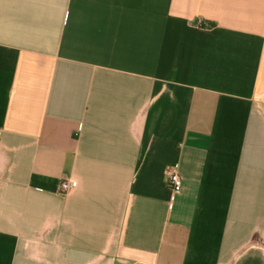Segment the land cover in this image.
<instances>
[{
  "label": "crops",
  "instance_id": "1",
  "mask_svg": "<svg viewBox=\"0 0 264 264\" xmlns=\"http://www.w3.org/2000/svg\"><path fill=\"white\" fill-rule=\"evenodd\" d=\"M0 264H264V0H0Z\"/></svg>",
  "mask_w": 264,
  "mask_h": 264
},
{
  "label": "built area",
  "instance_id": "2",
  "mask_svg": "<svg viewBox=\"0 0 264 264\" xmlns=\"http://www.w3.org/2000/svg\"><path fill=\"white\" fill-rule=\"evenodd\" d=\"M179 165L175 164L167 173V184L171 191L172 198L182 190V179L178 172ZM78 182L75 180L64 179L60 183V194L66 195L76 189Z\"/></svg>",
  "mask_w": 264,
  "mask_h": 264
},
{
  "label": "trees",
  "instance_id": "3",
  "mask_svg": "<svg viewBox=\"0 0 264 264\" xmlns=\"http://www.w3.org/2000/svg\"><path fill=\"white\" fill-rule=\"evenodd\" d=\"M251 245H260V244H258V240L257 239H253V241L251 242Z\"/></svg>",
  "mask_w": 264,
  "mask_h": 264
}]
</instances>
